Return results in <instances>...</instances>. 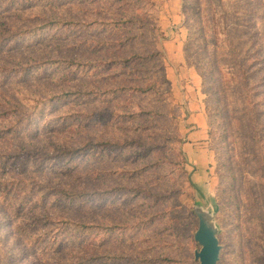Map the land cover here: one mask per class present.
<instances>
[{"label":"rangeland","instance_id":"obj_1","mask_svg":"<svg viewBox=\"0 0 264 264\" xmlns=\"http://www.w3.org/2000/svg\"><path fill=\"white\" fill-rule=\"evenodd\" d=\"M171 38L202 81L200 185ZM197 204L218 264H264V0H0V264H198Z\"/></svg>","mask_w":264,"mask_h":264},{"label":"crops","instance_id":"obj_2","mask_svg":"<svg viewBox=\"0 0 264 264\" xmlns=\"http://www.w3.org/2000/svg\"><path fill=\"white\" fill-rule=\"evenodd\" d=\"M162 14L161 19H164L168 13L165 11ZM160 25L164 26L163 20ZM163 31L165 30L163 29ZM165 33L167 34L166 31ZM163 45L166 54L165 77L174 96L171 113L179 118L185 128L183 136L187 138L184 141L183 149L187 156L189 172L193 183L200 185L205 172L202 162L206 158L205 141L209 132L200 87L202 83L201 76L189 63L182 40L167 39Z\"/></svg>","mask_w":264,"mask_h":264},{"label":"water","instance_id":"obj_3","mask_svg":"<svg viewBox=\"0 0 264 264\" xmlns=\"http://www.w3.org/2000/svg\"><path fill=\"white\" fill-rule=\"evenodd\" d=\"M194 211L199 218L195 240L201 245V248L195 251V258L198 264H218L222 249L218 238L219 228L212 213L202 204L195 205Z\"/></svg>","mask_w":264,"mask_h":264},{"label":"trees","instance_id":"obj_4","mask_svg":"<svg viewBox=\"0 0 264 264\" xmlns=\"http://www.w3.org/2000/svg\"><path fill=\"white\" fill-rule=\"evenodd\" d=\"M209 131H210V130H209ZM190 180H191L192 184L195 185V184L193 183L192 179H190Z\"/></svg>","mask_w":264,"mask_h":264}]
</instances>
